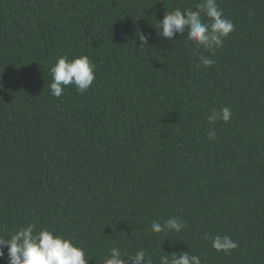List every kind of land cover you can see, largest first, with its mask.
I'll return each mask as SVG.
<instances>
[{"label": "trees", "instance_id": "1", "mask_svg": "<svg viewBox=\"0 0 264 264\" xmlns=\"http://www.w3.org/2000/svg\"><path fill=\"white\" fill-rule=\"evenodd\" d=\"M199 2L0 0V238L35 223L88 264L112 247L152 264L186 251L264 264V0H217L235 31L215 55L155 29ZM80 55L95 64L89 90L52 96L55 61ZM200 56L216 63L197 66ZM224 107L230 120L210 124ZM170 217L187 227L151 231ZM216 235L238 248L214 250Z\"/></svg>", "mask_w": 264, "mask_h": 264}, {"label": "clouds", "instance_id": "2", "mask_svg": "<svg viewBox=\"0 0 264 264\" xmlns=\"http://www.w3.org/2000/svg\"><path fill=\"white\" fill-rule=\"evenodd\" d=\"M156 32L163 39L173 41L180 34L186 35V39L196 48H203L215 55V50L223 46V42L234 31L231 20L224 16L218 7L217 0H200L195 5V10L176 8L167 11L162 20H158ZM134 36L142 45L148 43L151 36L142 29L137 28ZM214 59L200 56L199 64L205 68L211 67ZM52 80L48 87L51 95L59 98L66 87L74 85L81 94L89 90L95 79V64L87 55L69 59L67 56L59 57L50 69ZM231 118V110L227 107L219 112L215 109L208 116V122L214 124L218 120L228 122ZM215 131L209 130V139L215 138ZM187 224L179 217H170L163 224L153 221L151 231L153 233L167 234L175 231L181 232ZM212 248L216 251L230 252L238 248V243L229 236L216 235L211 238ZM7 248L8 264H88L85 251L77 246L70 238L43 227L37 229L35 223L14 231L9 239L0 238V259L5 256ZM103 264H152V258L147 256L144 250H137L135 254H127L123 257L120 248L112 247L108 255L103 258ZM159 264H202L197 255H190L189 251L179 254L164 255L160 257Z\"/></svg>", "mask_w": 264, "mask_h": 264}]
</instances>
